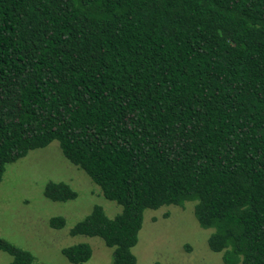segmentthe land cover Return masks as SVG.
<instances>
[{"label": "trees", "instance_id": "obj_1", "mask_svg": "<svg viewBox=\"0 0 264 264\" xmlns=\"http://www.w3.org/2000/svg\"><path fill=\"white\" fill-rule=\"evenodd\" d=\"M53 141L119 208L69 232L110 264H137L145 211L186 202L223 264H264V0H0V183ZM43 195L77 198L62 182ZM0 252L35 263L2 237Z\"/></svg>", "mask_w": 264, "mask_h": 264}, {"label": "rangeland", "instance_id": "obj_2", "mask_svg": "<svg viewBox=\"0 0 264 264\" xmlns=\"http://www.w3.org/2000/svg\"><path fill=\"white\" fill-rule=\"evenodd\" d=\"M62 182L77 198L67 203L44 198V186ZM113 216L119 211L114 202L103 198L100 189L63 156L56 141L29 152L7 165L0 183V237L31 252L34 264H70L61 254L64 247L87 243L91 258L83 264H110L112 249L98 238L71 236L72 225L95 206ZM194 203L164 206L144 213L137 244L132 253L137 264H223L221 254L209 250L211 229H202L193 214ZM62 217L65 224L56 229L50 219ZM10 257L0 252V264Z\"/></svg>", "mask_w": 264, "mask_h": 264}]
</instances>
